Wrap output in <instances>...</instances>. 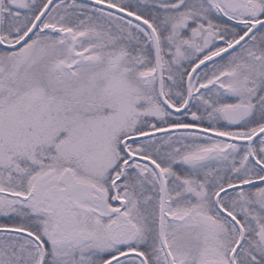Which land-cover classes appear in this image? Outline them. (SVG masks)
Segmentation results:
<instances>
[{
    "label": "snow or ice",
    "instance_id": "6c2138e0",
    "mask_svg": "<svg viewBox=\"0 0 264 264\" xmlns=\"http://www.w3.org/2000/svg\"><path fill=\"white\" fill-rule=\"evenodd\" d=\"M0 264H264V0H0Z\"/></svg>",
    "mask_w": 264,
    "mask_h": 264
}]
</instances>
